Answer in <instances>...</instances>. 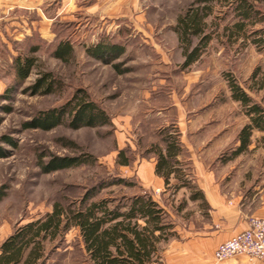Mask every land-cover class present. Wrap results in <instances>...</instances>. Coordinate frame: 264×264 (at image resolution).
<instances>
[{"label": "rangeland", "instance_id": "rangeland-1", "mask_svg": "<svg viewBox=\"0 0 264 264\" xmlns=\"http://www.w3.org/2000/svg\"><path fill=\"white\" fill-rule=\"evenodd\" d=\"M234 4L210 5L204 18L210 40L200 46L198 60L184 67V44L175 28L180 17L199 6L194 0H35L31 17L38 30L0 45V227L9 224L13 233L49 214L54 203L78 205L94 188L93 199H109L114 206L146 192L164 208L174 233L157 244L152 264H166L167 257L179 264V254L188 249L173 243L208 223V205L190 197L202 185L214 184L230 204L243 182L239 172L252 167L251 152L230 159L247 117L231 99L228 80L264 106V49L258 51L250 38L236 33ZM254 5L264 13L263 0ZM246 28L250 32L259 25ZM59 42L73 48L67 61L53 56ZM102 43L119 46L123 54L112 63L89 55L88 48ZM32 46L36 53L30 52ZM19 55L36 59L24 81L13 68ZM45 73L55 82L52 93L35 92L31 87ZM77 89L106 112L109 123L73 130L65 119L47 132L25 127L46 111L60 110ZM165 131L179 136L178 160L191 188L174 189L180 183L172 176L167 185L159 177L163 186L153 188L158 178L150 170L156 163L153 149L164 147ZM120 151L128 166L121 164ZM78 156L91 164L42 170L54 158ZM121 179L128 184L114 183ZM64 236L52 244L44 264H87L78 230Z\"/></svg>", "mask_w": 264, "mask_h": 264}, {"label": "trees", "instance_id": "trees-1", "mask_svg": "<svg viewBox=\"0 0 264 264\" xmlns=\"http://www.w3.org/2000/svg\"><path fill=\"white\" fill-rule=\"evenodd\" d=\"M255 1L262 0H194L199 6L190 8L180 17L175 28L179 40L184 44L183 66L188 67L198 60L200 46L207 45L210 40V36L205 33L204 18L210 13V5L216 2L227 6L235 3L233 11L239 18L233 25L236 33H243L245 39L250 38L258 51L264 49V13L254 5ZM256 24L259 25L258 29L247 31L248 25ZM232 34L233 32L231 36ZM193 38L198 39L196 45L192 43ZM55 48L53 56L60 61H67L73 53L68 42H59ZM37 51L36 46L30 48L31 53ZM88 53L94 58L112 63L123 54V50L119 46L102 43L88 48ZM35 61L31 56L16 57L13 60L15 77L21 81L26 80L35 66ZM54 85L50 74L45 73L31 88L35 92L40 89L44 94H49L52 93ZM228 86L231 99L241 104L248 119L237 135L239 146L230 155V159H234L247 150L253 130L264 134V106L253 100L234 80H228ZM65 119L69 120V127L73 130L90 129L109 123L106 112L89 98L86 91L77 89L60 110L46 111L31 123L25 124V127L47 132L60 126ZM262 140L264 143V136ZM161 142L163 148L154 145L153 149L156 154L154 174L162 178L165 185L171 176L178 179L180 184L174 186L176 190L180 187L191 188L190 182L184 178L185 174L178 160L183 151L179 136L165 131ZM118 158L122 165H129L122 151ZM91 162L87 157L80 156L54 158L42 165V170L48 174ZM114 183L128 184L123 179ZM96 195L97 190L94 188L88 191L78 205L54 203L49 214L16 228L0 246V264H44L50 257L52 244L61 241L71 229L78 230L82 244L80 250L87 264H152L153 258L158 256L157 244L174 236L164 208L146 192L125 198L116 206L109 199H93ZM197 199L207 205L201 190L190 197L192 201Z\"/></svg>", "mask_w": 264, "mask_h": 264}, {"label": "crops", "instance_id": "crops-1", "mask_svg": "<svg viewBox=\"0 0 264 264\" xmlns=\"http://www.w3.org/2000/svg\"><path fill=\"white\" fill-rule=\"evenodd\" d=\"M34 1L0 0V45L6 44L8 42L7 38H12L13 40L25 39L32 31L38 30L39 23L31 17V13L34 12V5H32ZM12 10L13 12L9 13ZM41 17L45 18V15H41ZM40 23H43V21H40ZM248 94L252 97L249 92ZM263 136L262 132L253 130L250 144L245 151L246 153L251 152L252 167L251 169L248 168L249 173L239 172L238 179L243 180V182L238 185L237 191L233 192L230 204L225 202V195L221 193L219 185L210 184L200 187L204 201L209 208L207 214L208 223L204 224L202 229L194 231L195 233L191 237L173 243L174 245L188 249V251H183L179 254V264L253 263L244 256L217 263L213 260V253L219 244L244 231L250 218H264ZM234 146L235 148L239 146L238 140L235 141ZM239 156H236V158ZM154 166V162L150 164V170L153 173ZM151 183H153V188L158 189V187L163 186V181L159 177ZM10 234L11 226L9 224L0 227V246ZM187 259L189 260L186 261ZM169 260L167 257L164 262L170 264L168 263Z\"/></svg>", "mask_w": 264, "mask_h": 264}, {"label": "built area", "instance_id": "built-area-1", "mask_svg": "<svg viewBox=\"0 0 264 264\" xmlns=\"http://www.w3.org/2000/svg\"><path fill=\"white\" fill-rule=\"evenodd\" d=\"M244 256L252 264H264V218L252 217L244 231L219 244L213 253L217 263Z\"/></svg>", "mask_w": 264, "mask_h": 264}]
</instances>
